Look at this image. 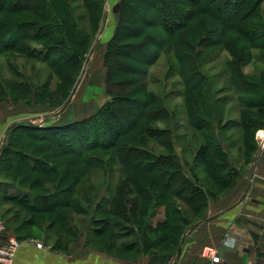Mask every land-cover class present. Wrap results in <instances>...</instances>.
I'll return each instance as SVG.
<instances>
[{"label":"trees","instance_id":"16d2710c","mask_svg":"<svg viewBox=\"0 0 264 264\" xmlns=\"http://www.w3.org/2000/svg\"><path fill=\"white\" fill-rule=\"evenodd\" d=\"M262 2L123 0L116 33L108 42L104 56L107 93L111 99L89 119L48 128L49 132L57 131L58 134L67 130L85 134L76 140L75 132L71 133V148L65 143L56 146L55 139L34 133L43 129L38 125H11L0 149L3 168L11 175L27 161L30 163L29 172L49 175L55 190V193L38 195L35 200L29 194L11 198L36 213L53 214L63 210L87 216L92 211L91 226L86 233L88 247L120 259L135 260L150 255L151 264H168L178 253L186 232L204 220L210 200L220 198L219 194L230 188V177L235 180L232 187L236 184V171L228 163L219 138L216 140L211 123L196 114L192 127L198 131H212V134L207 144H201L195 161L199 163L198 169L204 168L215 185H203L193 168L191 176L186 175L174 154L172 130L148 124L171 118L164 99L149 92L145 85H137L143 79L148 80L150 70L165 58L166 78L179 77L184 87L183 96L194 106H199L200 100L209 92L204 88L208 86L207 78L199 68L202 50L221 45L231 52L238 67L249 64V50H264V44L256 42L264 39V33L255 29V25L260 26L261 22H254ZM84 9H89L86 0H0V39L7 38L11 43L3 45V52L14 51L29 58L35 54L48 61L55 51L61 50L62 64L53 63L51 68H59V64L64 71L77 70L85 62L81 48L86 41V26L83 25L86 17L78 14ZM104 18L105 14L101 23ZM207 34L218 36L214 44L207 43ZM39 41L46 44L42 48L30 45ZM237 73L236 86L239 88L246 87V82L252 89L253 85H259L240 71ZM28 85H31L29 81ZM247 93H255L246 101L248 107L264 116V90H248ZM218 125L222 126L221 123ZM23 129H26L24 133ZM17 132L32 142L54 145L57 155L73 156L78 163L68 164L59 171L58 165L50 164L51 158H38V150L31 154L23 151L31 144L16 147L12 137ZM97 150L112 154L103 159L93 154ZM114 163L120 168L112 196L100 199L96 194L92 198L91 192L96 186L88 174L102 172L105 177H111L114 172L107 167ZM78 166L89 171L81 170L78 174L71 170ZM110 185H107L109 191L112 190ZM13 188V184H0V194L3 195L0 202ZM94 201L98 202L95 209ZM84 203L88 206L85 207ZM161 208L165 210V218L157 220ZM58 218L63 228L51 246L54 250L66 248L83 233L74 225L75 219L66 212L59 214ZM25 223L32 227L36 225L34 217ZM54 223L51 221L49 227L52 228ZM32 238L29 234L17 237L18 240ZM128 238L132 240L119 244Z\"/></svg>","mask_w":264,"mask_h":264},{"label":"rangeland","instance_id":"374dc122","mask_svg":"<svg viewBox=\"0 0 264 264\" xmlns=\"http://www.w3.org/2000/svg\"><path fill=\"white\" fill-rule=\"evenodd\" d=\"M86 1L89 9L78 12V14L85 15L86 17L83 24L86 26V41L81 48L82 58L85 59V62L75 71L62 70L63 66H60L62 64L60 60L61 50L55 51L48 61L35 54L32 55V58H29L14 51L3 52V45H9L11 43L7 38L0 39V149L5 143L8 128L18 123L38 125L43 129H39L34 133L39 136L44 134L49 138L55 139L56 143L54 145L56 146L65 143V145L71 148L73 142L70 141V134H73L75 131H61L58 134L57 131L49 132L48 128L62 127L73 122L89 119L90 116L96 114L111 99L107 93V69L104 65V56L108 42L116 33L120 18V7L123 0ZM75 5L77 6V4ZM259 11L255 14L257 19L254 22L256 23L259 20L261 24L260 26L255 25V29L257 32L263 34L264 0L259 7ZM103 14H105V18L103 23H101ZM205 22L207 23L206 20ZM101 24L102 29H104L105 24H107L108 28L103 34L102 40H100L101 34L103 33L102 29H100ZM230 35H233V33H230ZM206 37L207 43L210 45L214 44L213 42L218 38V36H214L213 34H207ZM256 42L258 44H264V39ZM45 44L46 42L42 41L30 43L31 46L38 48H42ZM249 51L251 52V60L246 59L249 64H242L238 67L239 64L237 66L236 60L232 57L231 52L223 49L221 45H214L202 50L203 55L200 57L202 62L199 68L207 78L208 86L204 88L209 90V95L206 94L207 96L200 100L199 106H194L191 101L183 96L184 87L179 77L173 76L166 78L167 67L165 58L150 70L148 80L145 81L143 79L137 85H145L149 92L164 99L165 107L170 113L171 118L167 121L161 120L148 124L150 126L163 129L169 128L172 130L174 154L183 165L184 172L186 175L191 176V169L193 168L195 173L198 174L201 183L205 186L214 187L215 184L208 177L204 168L198 169L199 163L195 160L201 144L208 143L212 131H198L192 127L193 116L196 114L206 118L211 123V130H213L216 140L219 138L223 149L227 153L228 163L236 171V184L245 178L251 170H254L255 164L259 161L258 156L262 149L258 133L264 130V116L259 115L256 109H250L246 101L250 96H254L255 94L252 93V95H249L247 93L248 90L253 92L264 90V50L255 49ZM53 63H59V68L56 66L51 68ZM237 71H240L246 78H251V80L256 81L259 85H253L254 88L252 89L248 85V82H246V87L239 88L236 86L239 75ZM76 79L78 80L74 85L75 88H73L74 90H72L73 92H71L67 100ZM28 81L31 85H28ZM99 83L102 85L104 91L105 103L98 109L95 107V111H90V114L75 116V111L83 110L82 94L84 89L91 84ZM45 84L48 85L45 86ZM66 100L67 102L65 103ZM63 103L65 104L59 107ZM220 123L222 124L221 127L218 125ZM223 126L224 128H222ZM255 127L259 128L256 130L254 129ZM23 131L25 132L26 129H23ZM15 135H13L12 139H14L13 142L16 147L23 145V143L31 144L26 150L23 149V151L31 154L38 150V158H51L50 164L58 165L59 171L68 164L73 165L78 163L73 156L57 155L58 150L54 145L50 146L46 143L44 144V142H32L21 132H17ZM75 135L76 140H78L79 135L83 136L85 134L77 131ZM16 147L12 149L15 150ZM161 151L162 149L159 152ZM93 154L105 159L112 153L97 150ZM53 156L55 158L52 159ZM3 163L4 158H1L0 169L2 168V172L0 173V184H13L14 187L5 195V200L0 202V220L5 224L6 236L13 235L17 238L18 236L22 237L29 234L33 238L35 237L41 240L43 244L50 247L54 246L57 234L63 228L58 221V215L63 212H66L68 216H72L75 219L74 225L80 232L87 233L91 226L89 220L93 216L92 211L87 216L63 210H58L53 214H44L30 211L27 209V206L15 202L11 197L18 196L22 198L24 195L29 194L31 199L35 200V197L38 195H44L48 192L55 193L54 184L50 183L49 175L29 172L28 165L30 163L27 161L22 163L11 174L12 177H9L11 175L3 168ZM119 168V165L115 163L107 167L108 170H113L114 172L111 176L112 178L105 177L102 172L88 174L91 178V183L96 186V189L91 192L92 198L96 194L97 198L100 199L101 197L110 198L112 196L114 191L113 185L117 184V178L119 177V173L117 172ZM71 170L78 174L81 170L89 171L84 166H78ZM229 180L231 181L230 188L224 190L226 192L222 191L219 197L230 193L236 185L232 187L235 180L231 177ZM109 183H111L110 186L112 189L110 191L107 188ZM79 188L81 187L79 186ZM0 196L3 195L0 194ZM97 203L94 201V209ZM85 204L83 205L87 207L88 205ZM32 217L35 218L36 225L34 227L25 223V221ZM163 218H165V210L161 208L158 211L157 220ZM51 221H55L52 228L49 227ZM18 229L19 231H16ZM189 233L190 231L186 232L184 239ZM131 240V238L124 239L119 241V244L128 243ZM19 241L20 243L24 242V240ZM173 248L175 250L176 247L173 246ZM133 257L135 256L133 255Z\"/></svg>","mask_w":264,"mask_h":264},{"label":"crops","instance_id":"0c3cea01","mask_svg":"<svg viewBox=\"0 0 264 264\" xmlns=\"http://www.w3.org/2000/svg\"><path fill=\"white\" fill-rule=\"evenodd\" d=\"M107 29L105 24L100 40ZM103 92L100 83L87 86L82 94L83 110L75 111V116L100 108L105 103ZM258 157L254 170L230 193L210 200L204 220L190 231L168 264H264V149ZM86 238V233H80L66 248L57 250L37 238L24 240L14 264H151L150 255L135 260L116 258L88 247ZM209 249L217 252L219 262L207 255Z\"/></svg>","mask_w":264,"mask_h":264},{"label":"built area","instance_id":"2783aa9c","mask_svg":"<svg viewBox=\"0 0 264 264\" xmlns=\"http://www.w3.org/2000/svg\"><path fill=\"white\" fill-rule=\"evenodd\" d=\"M264 133L263 131H259L258 138L261 140V149H264ZM6 228L5 224L2 220H0V264H14L15 257L18 249L21 247L20 241L13 235L6 236ZM39 248H43V245L39 243L37 245ZM208 256L212 257L213 262H219L220 257L218 256L216 251L209 249L207 252Z\"/></svg>","mask_w":264,"mask_h":264},{"label":"water","instance_id":"95a60500","mask_svg":"<svg viewBox=\"0 0 264 264\" xmlns=\"http://www.w3.org/2000/svg\"><path fill=\"white\" fill-rule=\"evenodd\" d=\"M194 236H196V232H194V233L192 234V237H194Z\"/></svg>","mask_w":264,"mask_h":264},{"label":"bare ground","instance_id":"6f19581e","mask_svg":"<svg viewBox=\"0 0 264 264\" xmlns=\"http://www.w3.org/2000/svg\"><path fill=\"white\" fill-rule=\"evenodd\" d=\"M262 135H264V133L261 132Z\"/></svg>","mask_w":264,"mask_h":264}]
</instances>
